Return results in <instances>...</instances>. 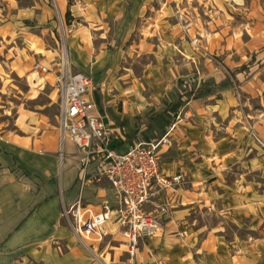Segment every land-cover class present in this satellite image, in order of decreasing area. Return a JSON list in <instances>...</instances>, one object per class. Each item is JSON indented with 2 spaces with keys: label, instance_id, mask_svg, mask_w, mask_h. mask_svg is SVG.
Here are the masks:
<instances>
[{
  "label": "crops",
  "instance_id": "obj_1",
  "mask_svg": "<svg viewBox=\"0 0 264 264\" xmlns=\"http://www.w3.org/2000/svg\"><path fill=\"white\" fill-rule=\"evenodd\" d=\"M88 20L94 28L87 31L103 29ZM89 41L78 44L85 53L90 52ZM75 50V63L86 64L85 54ZM9 57V68L18 65L15 73L21 80L32 77L35 62L48 66L42 59L22 61L20 52ZM114 75L106 76L91 94L93 114L121 134L113 137L112 146L124 153L136 140L169 133L161 169L169 176L186 175L185 185L175 192H156L146 205L160 216L162 234L141 239L135 257L118 252L116 234L97 245L79 242L63 211L77 198H68L65 188L78 189L80 156L70 139L62 143L44 111L47 104L27 110L19 103L15 127L0 121V264H264V144L254 138L257 134L264 142L262 95L245 94L262 104L241 108L228 89L229 80L216 77L212 84L218 92L177 102L178 88L175 96L168 97L164 86L151 96L136 95L132 91L138 86L127 83L128 74ZM0 78V95L6 96L11 79ZM33 85L42 88L38 82ZM221 87L226 91H219ZM6 115L9 110L0 117ZM86 194L94 205L116 202L106 182L90 186ZM115 228L109 225L110 232Z\"/></svg>",
  "mask_w": 264,
  "mask_h": 264
},
{
  "label": "rangeland",
  "instance_id": "obj_2",
  "mask_svg": "<svg viewBox=\"0 0 264 264\" xmlns=\"http://www.w3.org/2000/svg\"><path fill=\"white\" fill-rule=\"evenodd\" d=\"M25 18L35 19L37 25L25 27ZM88 19L103 29H96V34L87 31L88 26L94 28ZM0 27L5 41L0 37V75L11 79L7 95H0V114L11 113L0 117L7 127H15L19 103L27 110L47 104L44 111L60 132L56 71L66 68L65 51L69 71L89 75L94 89L111 72L126 73L127 83L138 86L134 94L151 96L164 86L169 97L178 88L177 102L183 98L186 103L202 92H218L213 78L225 77L239 107L262 104L245 94L260 93L264 98V0H0ZM87 39L89 53L78 45ZM75 48L85 54L86 64L75 63ZM15 52L21 53L22 61L27 57L28 63L42 59L52 70L42 74L31 69L32 77L21 80L15 73L18 65L8 66ZM34 81L42 88L31 86ZM31 96L37 99L30 101ZM78 191L65 188L68 198L79 196ZM90 192L96 191L91 187ZM89 197L86 194L85 199L91 202ZM109 225L113 230L114 224ZM122 239L118 235L115 241L118 252L127 249Z\"/></svg>",
  "mask_w": 264,
  "mask_h": 264
},
{
  "label": "built area",
  "instance_id": "obj_3",
  "mask_svg": "<svg viewBox=\"0 0 264 264\" xmlns=\"http://www.w3.org/2000/svg\"><path fill=\"white\" fill-rule=\"evenodd\" d=\"M34 70L45 74L51 68L37 61ZM56 73L61 141L70 139L80 156L76 182L79 196L64 205L63 216L79 242L101 241L110 233L121 235L126 252L135 257L141 239L163 232L160 216L147 211L146 205L156 192H175L187 181L183 172L169 176L161 169L162 147L170 144L169 133L150 141L136 140L126 152L118 153L112 139L121 134L92 112L93 79L64 68ZM102 182L113 190L114 204L108 200L97 205L86 201L87 189ZM110 222L116 226L113 232L109 231Z\"/></svg>",
  "mask_w": 264,
  "mask_h": 264
},
{
  "label": "trees",
  "instance_id": "obj_4",
  "mask_svg": "<svg viewBox=\"0 0 264 264\" xmlns=\"http://www.w3.org/2000/svg\"><path fill=\"white\" fill-rule=\"evenodd\" d=\"M23 25L27 26L30 29H33L37 25V21L33 18H25L23 20ZM243 69H246L243 67Z\"/></svg>",
  "mask_w": 264,
  "mask_h": 264
},
{
  "label": "bare ground",
  "instance_id": "obj_5",
  "mask_svg": "<svg viewBox=\"0 0 264 264\" xmlns=\"http://www.w3.org/2000/svg\"><path fill=\"white\" fill-rule=\"evenodd\" d=\"M65 66H66V71H69V66H68V60H67V54H66V51H65ZM90 240H95V241H99L98 239L96 240V239H89L88 241H87V243H90L89 241Z\"/></svg>",
  "mask_w": 264,
  "mask_h": 264
}]
</instances>
